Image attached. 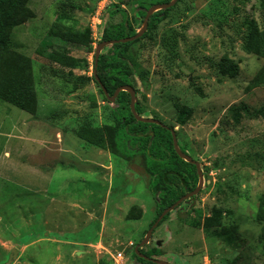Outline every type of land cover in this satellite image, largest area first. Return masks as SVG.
<instances>
[{"label": "rangeland", "instance_id": "1", "mask_svg": "<svg viewBox=\"0 0 264 264\" xmlns=\"http://www.w3.org/2000/svg\"><path fill=\"white\" fill-rule=\"evenodd\" d=\"M159 1L29 0L34 16L13 29L9 44L33 61L38 108L32 114L0 100V264H139L135 246L158 213L145 158L113 150L108 139L106 147L89 144L75 129L85 120L112 123L117 104L92 77L103 32L123 19L118 6L138 31L140 3ZM63 10L68 19L58 21ZM247 19L264 28L260 0H177L132 46L143 115L173 126L204 174L199 193L143 246L172 264H264V225L256 218L264 86L249 88L264 59L243 49ZM61 22L82 42L59 40L53 31ZM56 46L79 66L53 62L46 53ZM226 60L238 65L234 77L220 72Z\"/></svg>", "mask_w": 264, "mask_h": 264}, {"label": "trees", "instance_id": "2", "mask_svg": "<svg viewBox=\"0 0 264 264\" xmlns=\"http://www.w3.org/2000/svg\"><path fill=\"white\" fill-rule=\"evenodd\" d=\"M170 1L160 0L159 3ZM241 1L244 4L248 0ZM28 2L29 0H0V100L35 114L38 108V96L33 61L29 56L13 50L9 44L13 29L34 16V12L29 7ZM140 4L141 7L145 8L141 10V16L144 18L146 8H149L153 3H150V6L143 2ZM260 7L264 14V0H260ZM175 8L176 3L169 8L160 9L153 13L149 20L148 29L155 26L163 18L170 16ZM117 10L125 12L123 19L105 29L102 34V41L121 39L137 33L128 13L121 9V6H118ZM66 15L67 11L63 10L58 15V21L65 20L67 18ZM134 17L136 18V16ZM61 23H55L54 27L56 30L53 31L59 40L68 43L82 42L78 31L76 32L71 26H67L64 23L62 25ZM145 36L143 34L142 37L134 41L108 45L109 49L106 52L102 50L96 74L110 95H113L118 87L125 84L133 85L138 91L135 85V74L138 70V64L136 52L132 49V46L136 41L145 38ZM243 49L264 59V28L260 29L253 20H246ZM46 54L53 62L62 66L72 69L79 66L75 57L70 55L67 49L61 50L56 46ZM237 71L238 65L232 60L220 63V72L223 75L234 77ZM92 79L99 85L100 90L106 96L105 91L96 78L95 72H93ZM259 86H264V63L249 83V88ZM106 98L108 99L107 96ZM111 103L117 104L111 108L112 123L100 126L95 125L91 120H85L75 129V134L94 146L106 147L108 139L110 140V145H112L111 148L117 152L126 155L141 154L144 156L147 169L151 174L149 189L157 196L158 200V213L150 224L151 227L164 209L174 204L188 191H192L197 187L199 182L198 169L196 165L185 161L178 155L173 142V126L165 123L157 116L154 117L161 120L165 125L137 121L131 110V94L129 92L121 91L116 101ZM229 109L233 112V117L239 120L242 114L241 108L233 105ZM136 110L143 115L147 109L137 101ZM182 119L183 121L185 120V118ZM179 144L184 151H187L185 146L180 142ZM183 203L176 208H179ZM171 212L163 218L159 225L169 217ZM192 212L193 208L187 210V217ZM186 218L180 217V220L183 222ZM256 218L264 225V193L259 196ZM26 239L27 237L24 238V241ZM262 240L264 241V232L262 233ZM140 251L150 258H157L156 256L159 255V253L145 251L143 247L140 248ZM134 256L139 264H158L152 259L140 257L135 252Z\"/></svg>", "mask_w": 264, "mask_h": 264}, {"label": "water", "instance_id": "3", "mask_svg": "<svg viewBox=\"0 0 264 264\" xmlns=\"http://www.w3.org/2000/svg\"><path fill=\"white\" fill-rule=\"evenodd\" d=\"M177 2V0H171L170 2L167 3H156V4H152L149 8H147L146 10V15L144 17V21L143 24L141 26V28L137 31V33L135 35L132 36H127L121 39H112V40H104L101 41L97 46H96V51H95V75L97 80L99 81V84L101 85V87L103 88V90L105 91L106 96L108 97L109 101L111 102H115L119 93L121 91H127L131 94V110L134 114V116L136 117L137 121H143V122H150V123H157L159 125H165L161 120L153 117V116H143L141 114H139L136 110V102H137V91L135 89V87L133 85L130 84H125L122 85L120 87H118L115 91V93L113 95H110L107 92L106 87L104 86V84L101 82L100 78L98 77L97 73V64H98V60L100 57V54L102 52V50L111 44L114 43H118V42H129V41H134L136 39H139L140 37L143 36V34L147 31L148 26H149V20L150 17L153 13H155L156 11L160 10V9H165V8H169L173 5H175V3ZM172 134H173V142H174V146L175 149L178 153V155L183 158L185 161L192 163L194 165H196L197 169H198V174H199V182L198 185L195 189H193L192 191H189L188 193H186L185 195H183L182 197H180L174 204L170 205L169 207H167L166 209H164V211L158 216V218L156 219V221L152 224V226L147 230L146 235L144 236V238L142 239V241L140 243H138L135 246L134 252L139 255L140 257H144L147 259H152L153 261H155L158 264H172L167 260L164 259H160V258H150L148 256H146L145 254H143L140 251V248L145 246L147 243H149L155 229L158 227L159 223L163 220V218L171 211H173L176 207H178L183 201L193 197L194 195H197L199 193V191L201 190L202 186L204 185V174L201 168V164L198 160H196L194 157H192L190 154L186 153L180 146L179 141H178V137H177V133H176V129L173 128L172 129ZM160 244V242H159ZM120 249H122V247H120ZM16 249H14L12 251L11 257L9 261H12V258L14 255L17 254Z\"/></svg>", "mask_w": 264, "mask_h": 264}, {"label": "built area", "instance_id": "4", "mask_svg": "<svg viewBox=\"0 0 264 264\" xmlns=\"http://www.w3.org/2000/svg\"><path fill=\"white\" fill-rule=\"evenodd\" d=\"M122 256V252L119 253L118 257ZM116 260H118V258H116ZM206 264H213L209 259L206 260Z\"/></svg>", "mask_w": 264, "mask_h": 264}, {"label": "flooded vegetation", "instance_id": "5", "mask_svg": "<svg viewBox=\"0 0 264 264\" xmlns=\"http://www.w3.org/2000/svg\"><path fill=\"white\" fill-rule=\"evenodd\" d=\"M188 192H189V191H188ZM188 192H187V193H188ZM195 196H196V195H194L193 197H195ZM191 198H192V197H191ZM189 199H190V198H189ZM187 200H188V199H187ZM187 200H185V201L187 202ZM183 202H184V201H183ZM183 202H182V203H183Z\"/></svg>", "mask_w": 264, "mask_h": 264}]
</instances>
